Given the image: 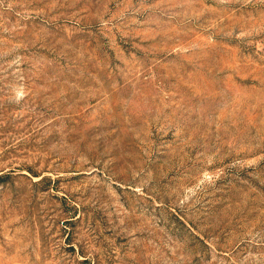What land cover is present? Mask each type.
<instances>
[{"label":"rangeland","instance_id":"374dc122","mask_svg":"<svg viewBox=\"0 0 264 264\" xmlns=\"http://www.w3.org/2000/svg\"><path fill=\"white\" fill-rule=\"evenodd\" d=\"M0 264H264V0H0Z\"/></svg>","mask_w":264,"mask_h":264}]
</instances>
